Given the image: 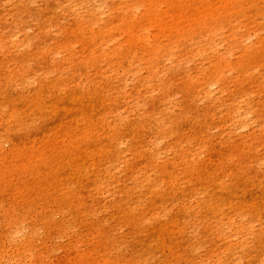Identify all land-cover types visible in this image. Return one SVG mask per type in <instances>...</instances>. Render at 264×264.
I'll use <instances>...</instances> for the list:
<instances>
[{
  "label": "rangeland",
  "instance_id": "obj_1",
  "mask_svg": "<svg viewBox=\"0 0 264 264\" xmlns=\"http://www.w3.org/2000/svg\"><path fill=\"white\" fill-rule=\"evenodd\" d=\"M0 264H264V0H0Z\"/></svg>",
  "mask_w": 264,
  "mask_h": 264
}]
</instances>
